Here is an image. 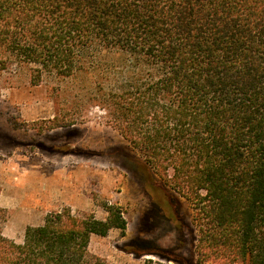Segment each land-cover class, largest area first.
I'll use <instances>...</instances> for the list:
<instances>
[{
    "label": "trees",
    "instance_id": "1",
    "mask_svg": "<svg viewBox=\"0 0 264 264\" xmlns=\"http://www.w3.org/2000/svg\"><path fill=\"white\" fill-rule=\"evenodd\" d=\"M94 79L85 102L193 206L198 262L264 264V0H0V73ZM108 217L50 213L0 264H109Z\"/></svg>",
    "mask_w": 264,
    "mask_h": 264
},
{
    "label": "rangeland",
    "instance_id": "2",
    "mask_svg": "<svg viewBox=\"0 0 264 264\" xmlns=\"http://www.w3.org/2000/svg\"><path fill=\"white\" fill-rule=\"evenodd\" d=\"M33 66L0 73L2 231L20 244L50 213L106 220L119 207L124 232L93 235L91 255L109 264H200L192 204L159 178L141 154L85 98L94 79L46 76ZM201 264H221L208 260Z\"/></svg>",
    "mask_w": 264,
    "mask_h": 264
}]
</instances>
